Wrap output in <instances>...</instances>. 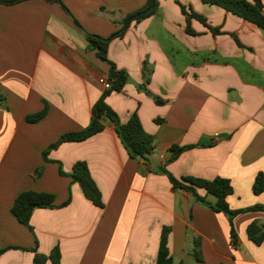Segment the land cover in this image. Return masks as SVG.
<instances>
[{"label": "crops", "instance_id": "0c3cea01", "mask_svg": "<svg viewBox=\"0 0 264 264\" xmlns=\"http://www.w3.org/2000/svg\"><path fill=\"white\" fill-rule=\"evenodd\" d=\"M61 1L70 14L54 0L0 3V250L15 248L0 256V264H35V248L47 257L58 248L60 264H157L165 227L174 264H264V241L257 244L248 234L254 223L264 229V211L237 215L233 240L227 215L175 189L160 172L227 179L232 210L264 207V192H254L264 175V29L202 0H158L154 16L133 23L109 47V59L129 81L107 103L123 123L138 114L154 138L149 162L129 156L109 119L102 133L62 144L47 161L44 152L52 144L90 125L108 88L103 82L110 67L89 49L86 33L109 38L147 3ZM177 2L221 33L192 19L196 34H189ZM45 109L39 122L27 120ZM189 145L168 163L170 148ZM81 162L103 207L60 173L62 167L73 174ZM27 191L55 196V208L34 211L33 231L12 213ZM197 193L217 202L205 189ZM197 240L202 262L195 257Z\"/></svg>", "mask_w": 264, "mask_h": 264}, {"label": "trees", "instance_id": "16d2710c", "mask_svg": "<svg viewBox=\"0 0 264 264\" xmlns=\"http://www.w3.org/2000/svg\"><path fill=\"white\" fill-rule=\"evenodd\" d=\"M26 0H0V3L4 4H17ZM55 2L60 3L63 8L70 14L69 10L63 5L61 0H54ZM206 4L216 5L228 12L235 14L241 19L253 23L260 28L264 29V8L261 0H254V3L248 2L247 0H202ZM179 3V2H177ZM182 12L186 16L188 21V30L187 32L191 35L196 33L190 28V23L192 19H196L208 27L213 34H220L221 31L218 28H213L208 24L207 19L194 12L189 10L181 5ZM159 10L158 0H147L146 5L129 15L123 20V27L115 34L109 38H103L98 35L86 33L87 40L89 42V49L95 50L97 52L98 58L104 63L108 64L110 67V76L109 80L112 81V84L104 91L101 99L93 107V117L91 119L90 125L82 131L72 132L63 135L56 143L52 144L45 152V159L48 161V154L51 150L59 148L64 143L70 142H84L91 137L100 134L105 129L104 118L109 117V120L112 121L116 126L117 134L127 150L129 156L133 159L144 160L146 163L149 162V156L154 151V138L152 135L148 134L141 123V120L137 113L133 114L130 120L127 123H123L118 114L107 103L108 97L114 92H122L124 87L129 81V76L127 72L119 70L115 63L109 59V47L111 42L116 38L123 37L124 33L133 23H140L148 18L154 16ZM76 24L82 29L81 25L75 20ZM4 99L0 97V108L3 106ZM157 103H162L161 100L157 99ZM47 114V109L42 112L29 116L27 120L31 123H37L42 120ZM193 146H173L170 148V159L168 163L174 162L179 158V156L185 151L191 149ZM161 173L165 174L171 184L175 189H182L184 191L190 192L195 195L197 201L201 203L204 207L210 208L215 212L224 213L229 217V220L232 225V237L234 240V229H233V219L246 211H264V207L257 206L250 208L248 210H238L234 211L230 208L227 198L233 193V187L231 182L224 178H216L214 180H202L190 177H184L182 179H177L165 168H163ZM61 175L71 177L74 182H77L81 185L85 196L93 201L97 206L103 207L101 192L98 189L95 181L93 180L90 170L86 163H78L75 166L73 174H66L62 167L60 169ZM197 188L205 189L208 194H212L216 197L217 202L211 203L207 200L206 197H201L197 193ZM254 192L256 194H261L264 192V175L259 174L255 185ZM55 196L49 193H40L35 191H27L20 194L14 202L12 207V213L16 219L23 224L26 228L33 231L31 227V218L36 209H53ZM70 200L63 205H69ZM171 230L167 227L164 228L157 264H174L173 257L171 256L169 250V235ZM249 237L255 241L257 244H261L264 241V229H262L257 223L252 224L248 229ZM197 249L195 251V257L198 262L203 261L202 254L200 252L201 242L200 240L196 241ZM15 249L13 247L5 248L0 250V256L10 250ZM35 253V264H47V261L50 259L53 264H60L61 253L58 248H56L49 257L41 255L38 253L37 248L32 250Z\"/></svg>", "mask_w": 264, "mask_h": 264}, {"label": "water", "instance_id": "95a60500", "mask_svg": "<svg viewBox=\"0 0 264 264\" xmlns=\"http://www.w3.org/2000/svg\"><path fill=\"white\" fill-rule=\"evenodd\" d=\"M107 84L110 86L111 84H112V81L111 80H109L108 82H107ZM109 119V117L108 116H106L105 118H104V120L105 121H107Z\"/></svg>", "mask_w": 264, "mask_h": 264}, {"label": "built area", "instance_id": "2783aa9c", "mask_svg": "<svg viewBox=\"0 0 264 264\" xmlns=\"http://www.w3.org/2000/svg\"><path fill=\"white\" fill-rule=\"evenodd\" d=\"M107 87H109V85L107 84V83H105V82H103Z\"/></svg>", "mask_w": 264, "mask_h": 264}, {"label": "rangeland", "instance_id": "374dc122", "mask_svg": "<svg viewBox=\"0 0 264 264\" xmlns=\"http://www.w3.org/2000/svg\"><path fill=\"white\" fill-rule=\"evenodd\" d=\"M178 264V263H177Z\"/></svg>", "mask_w": 264, "mask_h": 264}]
</instances>
